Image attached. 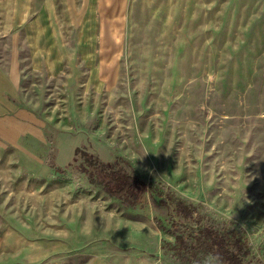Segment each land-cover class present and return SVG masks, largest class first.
Here are the masks:
<instances>
[{
    "label": "rangeland",
    "instance_id": "rangeland-1",
    "mask_svg": "<svg viewBox=\"0 0 264 264\" xmlns=\"http://www.w3.org/2000/svg\"><path fill=\"white\" fill-rule=\"evenodd\" d=\"M0 73V264H177L182 223L264 264V0H0Z\"/></svg>",
    "mask_w": 264,
    "mask_h": 264
},
{
    "label": "trees",
    "instance_id": "trees-1",
    "mask_svg": "<svg viewBox=\"0 0 264 264\" xmlns=\"http://www.w3.org/2000/svg\"><path fill=\"white\" fill-rule=\"evenodd\" d=\"M77 151L76 148L75 152ZM56 171L61 172V169H56ZM124 178L120 179L116 176L115 184L108 187L109 183H107L104 188L108 193L117 197L125 194L129 201L135 203L139 200L141 188L137 187L139 185L130 176ZM161 202L172 206L175 217L183 221L196 224L202 220L197 207L183 199L167 195L166 201ZM170 229L167 232L173 236V241L168 246L177 264H205L206 258L211 259L213 264H244L239 256L243 253V243L234 231H221L214 226L194 229L183 223L174 224Z\"/></svg>",
    "mask_w": 264,
    "mask_h": 264
},
{
    "label": "crops",
    "instance_id": "crops-1",
    "mask_svg": "<svg viewBox=\"0 0 264 264\" xmlns=\"http://www.w3.org/2000/svg\"><path fill=\"white\" fill-rule=\"evenodd\" d=\"M5 91H6V80L5 76L0 73V105L6 106V100H5ZM3 100L4 104H3Z\"/></svg>",
    "mask_w": 264,
    "mask_h": 264
},
{
    "label": "clouds",
    "instance_id": "clouds-1",
    "mask_svg": "<svg viewBox=\"0 0 264 264\" xmlns=\"http://www.w3.org/2000/svg\"><path fill=\"white\" fill-rule=\"evenodd\" d=\"M209 79L211 80V79H212V77H211V76H209Z\"/></svg>",
    "mask_w": 264,
    "mask_h": 264
}]
</instances>
